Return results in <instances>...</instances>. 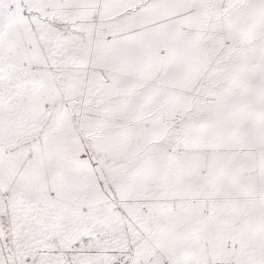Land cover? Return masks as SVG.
I'll return each mask as SVG.
<instances>
[{
    "label": "snow or ice",
    "instance_id": "1",
    "mask_svg": "<svg viewBox=\"0 0 264 264\" xmlns=\"http://www.w3.org/2000/svg\"><path fill=\"white\" fill-rule=\"evenodd\" d=\"M0 264H264V0H0Z\"/></svg>",
    "mask_w": 264,
    "mask_h": 264
}]
</instances>
